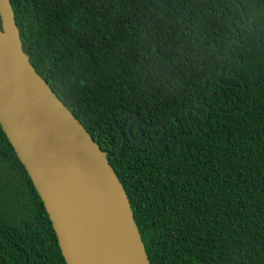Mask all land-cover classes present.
<instances>
[{"label": "trees", "instance_id": "1", "mask_svg": "<svg viewBox=\"0 0 264 264\" xmlns=\"http://www.w3.org/2000/svg\"><path fill=\"white\" fill-rule=\"evenodd\" d=\"M11 1L32 64L103 150L125 132L111 162L152 264H264V0ZM0 264H68L1 122Z\"/></svg>", "mask_w": 264, "mask_h": 264}, {"label": "water", "instance_id": "2", "mask_svg": "<svg viewBox=\"0 0 264 264\" xmlns=\"http://www.w3.org/2000/svg\"><path fill=\"white\" fill-rule=\"evenodd\" d=\"M0 12L4 26L0 29V122L42 196L67 263L113 264L102 226L85 198L89 191L90 200L102 203L120 264H152L129 194L111 162L124 153L125 132L116 125L122 147L117 155L105 152L32 64L12 1L0 0ZM127 116L134 117L131 126H149L139 123V114L120 115ZM166 135L164 128L157 139L159 146L164 145ZM184 136L190 137H174L173 146L177 142L181 146ZM143 140L142 134L138 143Z\"/></svg>", "mask_w": 264, "mask_h": 264}, {"label": "bare ground", "instance_id": "3", "mask_svg": "<svg viewBox=\"0 0 264 264\" xmlns=\"http://www.w3.org/2000/svg\"><path fill=\"white\" fill-rule=\"evenodd\" d=\"M92 196V193L91 192H87L86 195H85V198L86 200L90 203V207H91V210L94 212V214H96V218H97V222L100 224L101 227V233H102V236L105 240V242L107 243L108 245V248L111 252V258L113 260V264H120L121 263V260L119 259V252H118V249H117V246L115 244V236H114V233L112 230H108V223L110 224V222L106 223L105 221V217H104V214L101 212V202L98 200H90ZM100 206V212L99 214H97V205Z\"/></svg>", "mask_w": 264, "mask_h": 264}, {"label": "flooded vegetation", "instance_id": "4", "mask_svg": "<svg viewBox=\"0 0 264 264\" xmlns=\"http://www.w3.org/2000/svg\"><path fill=\"white\" fill-rule=\"evenodd\" d=\"M177 144H179V142H177L176 144H175V146H173V144H172V147L174 148V149H176V145ZM180 145V144H179ZM181 147V146H180Z\"/></svg>", "mask_w": 264, "mask_h": 264}]
</instances>
